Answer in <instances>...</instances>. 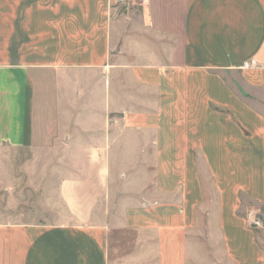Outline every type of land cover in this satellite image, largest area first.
Wrapping results in <instances>:
<instances>
[{
    "label": "crops",
    "instance_id": "crops-1",
    "mask_svg": "<svg viewBox=\"0 0 264 264\" xmlns=\"http://www.w3.org/2000/svg\"><path fill=\"white\" fill-rule=\"evenodd\" d=\"M0 154L68 160L0 264H264V0H0Z\"/></svg>",
    "mask_w": 264,
    "mask_h": 264
},
{
    "label": "rangeland",
    "instance_id": "rangeland-1",
    "mask_svg": "<svg viewBox=\"0 0 264 264\" xmlns=\"http://www.w3.org/2000/svg\"><path fill=\"white\" fill-rule=\"evenodd\" d=\"M57 159L68 163L67 156L0 154V221L10 217L13 222L46 225L67 220L57 195L58 183L65 175L54 172L52 166ZM38 162L39 171L36 170ZM11 185L13 190L8 189ZM108 206L112 207V213L120 211L115 202ZM108 215L111 214L108 212Z\"/></svg>",
    "mask_w": 264,
    "mask_h": 264
},
{
    "label": "built area",
    "instance_id": "built-area-1",
    "mask_svg": "<svg viewBox=\"0 0 264 264\" xmlns=\"http://www.w3.org/2000/svg\"><path fill=\"white\" fill-rule=\"evenodd\" d=\"M118 4H126V3H130V2H132V1H134V0H115ZM258 65H257V63L255 62V61H251V62H248V63H245L244 65H243V68L244 69H249V68H255V67H257ZM252 225L253 226H256V227H261V225H262V222L259 220V219H256V218H254L253 220H252Z\"/></svg>",
    "mask_w": 264,
    "mask_h": 264
}]
</instances>
